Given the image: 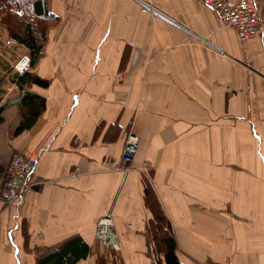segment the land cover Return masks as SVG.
Instances as JSON below:
<instances>
[{"label": "crops", "instance_id": "0c3cea01", "mask_svg": "<svg viewBox=\"0 0 264 264\" xmlns=\"http://www.w3.org/2000/svg\"><path fill=\"white\" fill-rule=\"evenodd\" d=\"M11 1L1 19L28 13ZM41 2L33 62L0 20V165L37 159L21 199L0 202V264H57L74 242L85 252L63 264H166L170 234L181 264H264V0L243 41L202 0ZM106 213L117 250L95 238Z\"/></svg>", "mask_w": 264, "mask_h": 264}, {"label": "built area", "instance_id": "2783aa9c", "mask_svg": "<svg viewBox=\"0 0 264 264\" xmlns=\"http://www.w3.org/2000/svg\"><path fill=\"white\" fill-rule=\"evenodd\" d=\"M203 4L214 10L221 23L231 28L240 41L255 37L260 32V19L257 0H202ZM143 9H153L150 3H141ZM29 57L24 56L16 64L19 73L29 69ZM140 137L128 133L121 153L122 171L127 172L133 162ZM37 164L36 155L32 153H14L7 166H0V202L9 205L19 201L33 183L28 177L33 174ZM130 227L131 223H127ZM95 238L107 248L117 250L118 234L111 213L100 216L95 221Z\"/></svg>", "mask_w": 264, "mask_h": 264}, {"label": "trees", "instance_id": "16d2710c", "mask_svg": "<svg viewBox=\"0 0 264 264\" xmlns=\"http://www.w3.org/2000/svg\"><path fill=\"white\" fill-rule=\"evenodd\" d=\"M29 0H25V12L27 11L28 13L24 15L23 17L12 20L13 24L10 25V30H19L21 31V35L17 37L15 36L20 42L26 44L30 48V61L33 62V59L35 58V55L38 54L39 51V46L37 42V36H38V31L32 27V21L30 19V13L31 9L34 14H42L44 10V6L41 2V0H36L33 1L32 7L28 6ZM16 5L15 1L10 0H0V14L2 12L7 11L9 7L12 6V4ZM6 16L9 17L7 14ZM14 17L11 16V19ZM9 19V20H11ZM42 84H46V82L40 81ZM27 96V97H26ZM25 103L26 105L30 106L31 108H37V97L34 94H29L27 93L25 95ZM2 120V117L0 116V121ZM30 123V122H29ZM24 124L22 123L16 130L15 132H19L23 128L30 126V124ZM163 244H164V259L166 264H181L178 262L176 255H175V240L174 238L170 235H166L165 238L163 239ZM85 252V247L83 244L74 242L70 246L64 249V251L61 252V254L57 256V264H63V260H67V262H73L76 258L84 254ZM65 258V259H64Z\"/></svg>", "mask_w": 264, "mask_h": 264}, {"label": "rangeland", "instance_id": "374dc122", "mask_svg": "<svg viewBox=\"0 0 264 264\" xmlns=\"http://www.w3.org/2000/svg\"><path fill=\"white\" fill-rule=\"evenodd\" d=\"M9 19H11V18L8 17V16H2V19L0 18V20H1L2 23H3V21H4V22H6V23L12 25V24H13L12 20H14V22H16V21H15V18H13V19H11V20H9ZM4 24H5V23H4ZM6 25H7V24H6ZM8 163H9V162H8ZM7 165H8V164H7ZM7 165H5V166H7ZM0 166H2V165H0ZM5 166H2V167H5Z\"/></svg>", "mask_w": 264, "mask_h": 264}]
</instances>
